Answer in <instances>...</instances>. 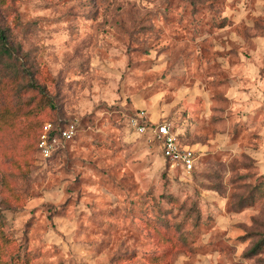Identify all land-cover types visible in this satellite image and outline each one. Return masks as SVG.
Wrapping results in <instances>:
<instances>
[{"label":"rangeland","instance_id":"374dc122","mask_svg":"<svg viewBox=\"0 0 264 264\" xmlns=\"http://www.w3.org/2000/svg\"><path fill=\"white\" fill-rule=\"evenodd\" d=\"M1 32L0 264H264V0H0Z\"/></svg>","mask_w":264,"mask_h":264},{"label":"built area","instance_id":"2783aa9c","mask_svg":"<svg viewBox=\"0 0 264 264\" xmlns=\"http://www.w3.org/2000/svg\"><path fill=\"white\" fill-rule=\"evenodd\" d=\"M75 132L74 123L55 127L52 122L46 121L39 136L40 152L45 157L51 156L58 148L61 139H71ZM155 132L161 142L164 157L182 167L183 170L190 172L195 165L194 151L180 142L178 133L175 132L171 124L166 121L157 123Z\"/></svg>","mask_w":264,"mask_h":264},{"label":"trees","instance_id":"16d2710c","mask_svg":"<svg viewBox=\"0 0 264 264\" xmlns=\"http://www.w3.org/2000/svg\"><path fill=\"white\" fill-rule=\"evenodd\" d=\"M0 36H1V38H3V42H2V46H1V50H0V54L7 53L9 56L12 55V51H11V49L8 47V43H7L6 35H4L3 32H1V33H0ZM8 68H9L11 71L8 72L7 74H10V75L13 77V78H12L13 81L15 80L14 78H20V77H21L20 74H19V69H18V68L15 69V66H14L13 63L8 62ZM24 86H25V87L36 88V89L40 90L42 93H45V95L43 96L44 99L47 98V101L49 100L48 102H49L50 104L54 105L52 99H51V98L48 96V94H47V87H46V85H44V84H42V83H40V82H38V81H36V80H34V79H31L30 81L26 82V83L24 84ZM7 102H8V101H7ZM18 105L20 106V104H18ZM18 105H17V107H18ZM10 109H11V110L8 109L7 112L10 113L9 115L12 116V117H11L12 119H13V114H20V109H17L15 112L13 111L12 107H10ZM22 114H23V113H22ZM49 121L52 122L53 125H54L55 127H58V126H61V125H62L61 121H59V123H57L56 120H55V121L49 120ZM44 123H45V122H44ZM44 123L40 124V126H39V131H38V135H37V138H36V146H37L38 148H39V146H38V143H39V136H40V133H41V131H42V129H43V125H44ZM0 129H1V126H0ZM0 132H1V131H0ZM260 247H261V245H260V242H259V243H257V244L254 246V248H253L252 250H254V251L259 250V251H260V250H261Z\"/></svg>","mask_w":264,"mask_h":264}]
</instances>
